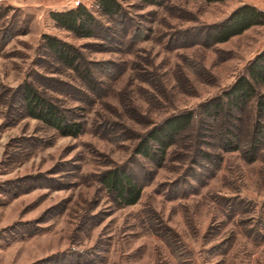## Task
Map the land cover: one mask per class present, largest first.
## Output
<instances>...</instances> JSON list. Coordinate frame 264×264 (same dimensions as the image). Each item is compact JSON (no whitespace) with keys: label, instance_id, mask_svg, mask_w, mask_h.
<instances>
[{"label":"rangeland","instance_id":"obj_1","mask_svg":"<svg viewBox=\"0 0 264 264\" xmlns=\"http://www.w3.org/2000/svg\"><path fill=\"white\" fill-rule=\"evenodd\" d=\"M117 1L112 17L96 0H0V264H264V83L241 109L204 110L264 50V24L220 43L206 31L264 0ZM79 4L96 17L91 37L51 17ZM45 35L76 49L78 69ZM26 83L80 132L29 116ZM188 110L163 158L136 153L154 125ZM113 169L138 183L136 203L109 191Z\"/></svg>","mask_w":264,"mask_h":264},{"label":"trees","instance_id":"obj_2","mask_svg":"<svg viewBox=\"0 0 264 264\" xmlns=\"http://www.w3.org/2000/svg\"><path fill=\"white\" fill-rule=\"evenodd\" d=\"M145 4H160L161 0H138ZM218 2L224 0H205ZM96 5L102 14L117 16L122 11L117 0H96ZM51 17L59 27L70 31L78 37H91L97 26L96 17L85 5L79 4L64 11H53ZM264 24V10L254 5L243 3L234 8L221 22L212 25L204 35L209 43H220L232 36L238 35L254 25ZM44 44L55 58L64 65L78 69L81 62L78 52L70 44L50 35L44 36ZM246 74L239 76L226 90L224 100L204 103V110L215 116L230 109H241L255 95V87L264 83V50L258 53L248 64ZM23 106L26 113L47 126L56 129L61 135L75 136L81 130L78 122H70L60 107L31 83L23 86ZM194 118L190 110L164 119L154 125L136 145L135 151L153 161L163 158L167 149L176 138L188 128ZM232 131L225 129L222 137L226 141ZM105 183L110 192L121 205H131L138 201L141 188L138 183L122 171L113 169L105 177Z\"/></svg>","mask_w":264,"mask_h":264}]
</instances>
